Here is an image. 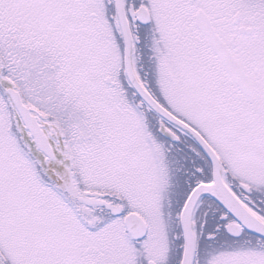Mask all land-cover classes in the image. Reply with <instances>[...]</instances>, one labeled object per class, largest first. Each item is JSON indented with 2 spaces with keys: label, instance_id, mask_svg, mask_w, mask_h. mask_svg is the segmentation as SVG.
I'll return each instance as SVG.
<instances>
[{
  "label": "snow or ice",
  "instance_id": "1",
  "mask_svg": "<svg viewBox=\"0 0 264 264\" xmlns=\"http://www.w3.org/2000/svg\"><path fill=\"white\" fill-rule=\"evenodd\" d=\"M0 264H264V0H0Z\"/></svg>",
  "mask_w": 264,
  "mask_h": 264
}]
</instances>
